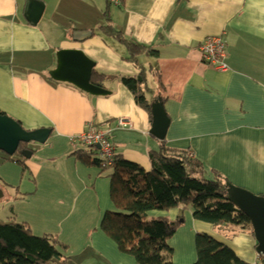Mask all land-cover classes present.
<instances>
[{
    "label": "crops",
    "instance_id": "0c3cea01",
    "mask_svg": "<svg viewBox=\"0 0 264 264\" xmlns=\"http://www.w3.org/2000/svg\"><path fill=\"white\" fill-rule=\"evenodd\" d=\"M43 1L42 17L33 25L25 15L26 0H0V110L26 129H51L47 147L28 143L33 154L13 164L16 175H0V199L6 187L13 190L11 200L27 195L32 201L41 189L25 221L13 222H25L34 234L68 245V259L51 264H138L101 228L105 213L117 210L111 199L112 168L87 164L75 153L91 149L75 147L69 140L90 121L110 123L118 154L147 170L152 168L150 151L165 142L193 152L209 175L216 170L232 183L264 195V0H111L115 27L158 51V56L139 58L163 76L170 117L165 140L150 133L153 118L120 80V75H138L141 69L127 59V50L101 31L107 21L106 0ZM87 30L92 35L81 39ZM208 35L226 40L227 70L202 62L200 45ZM61 49L82 50L95 61L93 72L114 75L100 84L109 93L93 94L53 78ZM123 117L130 123L119 126ZM44 150L49 152L44 155ZM23 181L28 184L21 188ZM149 214L181 219L169 240L172 264L197 261L200 232L229 246L248 264L261 263L256 236L248 228L198 220L191 206ZM53 220H59L61 229Z\"/></svg>",
    "mask_w": 264,
    "mask_h": 264
},
{
    "label": "trees",
    "instance_id": "16d2710c",
    "mask_svg": "<svg viewBox=\"0 0 264 264\" xmlns=\"http://www.w3.org/2000/svg\"><path fill=\"white\" fill-rule=\"evenodd\" d=\"M106 2L107 21L100 27L101 31L125 46L127 59L141 69L138 75H120V80L132 92L136 103L153 118L152 102L159 96L165 101L166 88L159 68H146L139 56H158V51L125 36L115 27L110 17L111 0ZM93 75L92 81L98 85L102 80L114 77L95 70ZM0 113L5 112L0 110ZM26 148H29L28 143L21 142L16 154L24 157L22 151ZM75 154L87 164L103 170L112 168L111 199L117 210L105 213L101 228L117 243L120 251L132 255L138 264L173 262L174 249L169 240L182 224L181 219L151 216L149 212L155 209L191 206L193 216L198 220L216 226L248 228L255 235L250 218L227 197L229 180L216 170L209 175L203 161L191 157L187 150L173 148L163 142L160 149L150 151V170L121 155L113 165L103 166L94 150H80ZM16 161L22 164L25 157ZM196 247L198 259L193 264H248L233 249L207 233H197ZM67 251V244L56 237L34 234L25 222H0V264H51L56 259L65 262ZM260 258V264H264V254H260Z\"/></svg>",
    "mask_w": 264,
    "mask_h": 264
},
{
    "label": "water",
    "instance_id": "95a60500",
    "mask_svg": "<svg viewBox=\"0 0 264 264\" xmlns=\"http://www.w3.org/2000/svg\"><path fill=\"white\" fill-rule=\"evenodd\" d=\"M45 9L43 0H26L25 15L29 22L37 25ZM91 30L83 31L81 39L90 37ZM59 66L51 71L53 78L74 83L78 87L93 93H109L103 86L91 81L92 72L96 65L82 50L61 49L58 52ZM142 79L141 77H139ZM153 121L150 133L161 140L166 139L170 125V117L166 111L162 96L152 102ZM51 133L50 128L35 130L26 129L14 117L0 113V150L14 155L17 153L21 142L36 141L45 143ZM33 151L26 148L22 151L25 158H30ZM3 193L0 191V196ZM227 197L250 218L257 239V251L264 254V195L256 194L231 181L227 182Z\"/></svg>",
    "mask_w": 264,
    "mask_h": 264
},
{
    "label": "built area",
    "instance_id": "2783aa9c",
    "mask_svg": "<svg viewBox=\"0 0 264 264\" xmlns=\"http://www.w3.org/2000/svg\"><path fill=\"white\" fill-rule=\"evenodd\" d=\"M200 55L202 62L218 70L229 68L226 61L227 42L220 35H208L200 45ZM118 123L119 126H126L130 122L123 117L118 119ZM110 133V123L98 124L90 121L84 131L70 135L69 140L75 147L83 145L94 150L103 166H111L119 154ZM190 156L195 157L193 152H190Z\"/></svg>",
    "mask_w": 264,
    "mask_h": 264
},
{
    "label": "rangeland",
    "instance_id": "374dc122",
    "mask_svg": "<svg viewBox=\"0 0 264 264\" xmlns=\"http://www.w3.org/2000/svg\"><path fill=\"white\" fill-rule=\"evenodd\" d=\"M115 46H119V48H121L122 50L126 51V47L123 46L122 44H120L118 41H116L114 38L112 37H107ZM114 40V41H112ZM48 143V142H47ZM42 147H47L46 143H42ZM49 151L48 150H44L43 153L44 155H46ZM41 156V155H40ZM96 156V155H95ZM94 155L92 156L93 158L95 157ZM24 157L18 155V154H14V155H10L2 150H0V175H6V174H15L11 171V168L13 166V164H17L18 162L16 160L18 159H22ZM28 158H25V160H27ZM20 164V163H18ZM59 164V163H58ZM50 165H56L55 163H51ZM20 167V171L23 170L22 166L19 165ZM30 171L27 170V174H26V180H29V176H30ZM11 177V176H10ZM61 177L67 179L66 174L65 173H61ZM22 178V177H21ZM18 179V177H17ZM20 179V178H19ZM0 184H3L2 181H0ZM25 184H28L25 181L22 182V187H25ZM6 187V186H5ZM6 190V196L0 199V222L2 223H7L9 221H25V217H27L26 215L28 214L27 212H29L33 206V201L37 200L41 197L42 192L40 189V192L38 193V195L35 197L34 200L31 201V196H27L24 195L21 198L18 199H14L11 200L9 198V196L13 193L12 188H5ZM15 206V210L14 207ZM68 205V204H67ZM49 211V210H48ZM50 212V211H49ZM47 211H45V213H49ZM92 212V210L90 211V213ZM27 213V214H26ZM94 213V211L90 214V216H92ZM31 216V215H30ZM92 220V218L90 219V221ZM93 221V220H92ZM59 220H53V223L55 227L60 228L61 229V225L58 226ZM66 226L63 224L62 228H65Z\"/></svg>",
    "mask_w": 264,
    "mask_h": 264
}]
</instances>
